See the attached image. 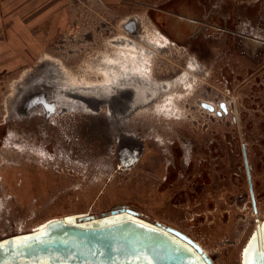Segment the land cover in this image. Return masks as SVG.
Instances as JSON below:
<instances>
[{"label":"rangeland","instance_id":"obj_1","mask_svg":"<svg viewBox=\"0 0 264 264\" xmlns=\"http://www.w3.org/2000/svg\"><path fill=\"white\" fill-rule=\"evenodd\" d=\"M160 1L72 0L71 25L41 52L1 57L0 238L124 206L179 229L214 264H242V250L264 220V0H194L192 16ZM126 37L148 52L125 60L127 74L163 82L187 71L191 86L163 92L125 116L120 100L113 113L105 106L96 112L69 96L97 92ZM116 86L107 98L131 89ZM37 93L52 102L53 124L30 110L44 106L33 104ZM104 114L134 135L125 145L133 147L139 134L156 151L176 145L184 159L175 161V180L151 183L156 179H138L136 166L120 170L103 147V140L114 144L112 132H103ZM190 160V180L199 184L185 182Z\"/></svg>","mask_w":264,"mask_h":264},{"label":"water","instance_id":"obj_2","mask_svg":"<svg viewBox=\"0 0 264 264\" xmlns=\"http://www.w3.org/2000/svg\"><path fill=\"white\" fill-rule=\"evenodd\" d=\"M132 23L128 21L125 27L129 28ZM109 92L110 89L105 93ZM121 95L124 96L120 99ZM133 99V90L117 89L107 99L86 97L85 104L96 112L100 106H105L113 113V104L120 100L125 102L126 107L120 116H125L133 108ZM47 100L46 95L40 93L33 104ZM126 138L133 139L130 135H126ZM134 141L133 147L127 145L126 149L138 150L141 143L136 139ZM93 218L85 217L78 219V222ZM38 231L35 235L10 239L1 245L0 264H15L20 259L52 255L72 256L80 263L93 264H108L130 257L148 258L153 264H212L199 246L183 234L169 228L143 224L125 214L91 221L88 225L74 223L73 217L54 219L43 224ZM241 262L264 264V220L257 224L243 248Z\"/></svg>","mask_w":264,"mask_h":264},{"label":"flooded vegetation","instance_id":"obj_3","mask_svg":"<svg viewBox=\"0 0 264 264\" xmlns=\"http://www.w3.org/2000/svg\"><path fill=\"white\" fill-rule=\"evenodd\" d=\"M48 101V100H47ZM45 103H42V105H44ZM203 106H206V102H202ZM47 105V104H45ZM40 106L35 104V106H32L30 108V110L32 111V109H36L39 110V113L37 115L41 116L45 121L49 118H51V121L49 122L50 124H53V120L55 118L53 115H55V109L51 108L52 106ZM220 108H222V104L220 105ZM94 115L93 113H89ZM105 116V122L104 125L102 127L103 132L106 133H111V136H114V144L111 145L109 142H107V140H103V142L105 143V145L103 147H105L107 149V152L109 151L111 154H115V159L117 160V166L120 170H128V169H132L133 167L136 166V170L138 172V179L143 180V181H150L147 180L146 178H144L145 176H149L150 179L155 181H150L151 183H155V182H160L163 184H166L168 182H173L176 178V174H178V171L180 172V169L178 168V166L175 165V161L177 160H181L184 159V154H181V152L176 148V145L171 144L170 147H168L169 149L166 150H162V151H156L154 150V147H150L149 145L147 146L146 143H144L145 138L142 137V135L139 134V136H137V140L140 141L141 145L139 146L138 150L134 149V148H130L126 149L125 145V140L124 138L126 137V135H130L132 137H134L133 134H129L127 133L126 128L124 127V124H122L120 121L119 123H115L113 122L109 116H107L106 114H104ZM118 121V120H117ZM111 139V137H110ZM124 143V145L122 144ZM152 149V150H150ZM130 151V152H128ZM242 151H243V160H244V166L246 168V173H247V180H248V186H249V190L250 193L252 192L251 195H253V191H252V182H251V177H250V167L248 166L247 163V157H246V153H245V148L242 147ZM128 152V153H127ZM137 153V154H136ZM136 154V158L133 159L135 157ZM195 156V155H194ZM193 157V156H191ZM170 158V159H169ZM195 160V158H194ZM130 161V163H129ZM200 165H197L199 168H201L202 170L206 169V166L204 164L201 163V161L199 162ZM178 168V171H177ZM196 170V167H193V160H190L187 163V167L185 168V170H183V176H185V182H195L197 184L201 183L202 180H190L191 177L194 176L193 171ZM199 172L198 175H202L203 172ZM158 179V180H157ZM143 189V187L141 188ZM144 189L148 190L149 192V187L148 185L144 187ZM143 189V190H144ZM144 195V194H143ZM138 196V195H137ZM139 197H142V195L139 193ZM254 201V200H253ZM255 202H253V206ZM164 205H162L163 207ZM122 214H125L128 216V218L130 219H134L137 220L139 222H142L143 224L149 225V226H158L160 228H169L172 230H175L181 234H183L186 238H188L189 240H191L192 242H194L195 244H197L194 240H192L189 236H187L186 234H184L182 231H180L179 229L173 228L171 226L166 225L165 223H162L158 220H153L150 219L149 217L145 216L144 214H142L141 212H139L136 209H132L130 207H124V206H119V207H115L110 209L108 212L106 213H102L101 215H73V216H65V217H73V222L74 223H80L82 225H88L91 221H101L104 218H109L112 216H120ZM65 217H61V218H57V219H63ZM85 217H94L93 220H88V221H80L78 222V219H82ZM42 226V225H41ZM41 226H37L36 228L28 231V232H21V233H16L13 235H9L3 238H0V246L3 245L4 243H6L8 240L10 239H14L16 240L17 238L20 237H27L29 235H35L37 234L39 231V228ZM198 245V244H197ZM200 248V247H199ZM201 249V248H200ZM203 251V250H202ZM205 254V253H204ZM209 260L211 261L212 264H214L213 260L211 259L210 256H208L207 254H205ZM15 264H93L90 262H84V263H80L76 260V258L72 257V256H68V257H60L57 255H52V256H48V257H43V258H35V259H20L17 261V263ZM108 264H153L151 262V260H149L148 258H139V257H130L127 259H122V260H116L114 262H110ZM207 264V263H204Z\"/></svg>","mask_w":264,"mask_h":264},{"label":"crops","instance_id":"obj_4","mask_svg":"<svg viewBox=\"0 0 264 264\" xmlns=\"http://www.w3.org/2000/svg\"><path fill=\"white\" fill-rule=\"evenodd\" d=\"M164 1L178 3L174 9L187 16L196 10L194 0ZM71 5L72 0H0V60L11 52H41L71 25Z\"/></svg>","mask_w":264,"mask_h":264},{"label":"bare ground","instance_id":"obj_5","mask_svg":"<svg viewBox=\"0 0 264 264\" xmlns=\"http://www.w3.org/2000/svg\"><path fill=\"white\" fill-rule=\"evenodd\" d=\"M127 37L121 41L122 45H119V49L117 50V53L115 52L116 53L115 56L111 60L109 59L110 61H109L106 69L104 70V72L102 74L103 78H102L101 87L96 90L97 92L94 91L95 94L90 92L92 94L86 95V93L85 94L77 93L76 91L72 93L70 91L69 96L74 95L76 99H80V101L84 102V103L81 102L82 104H85L87 96L94 97V98L95 97L104 98L103 96L106 97L108 95V93H105L107 90L110 89V91H111V89H114V87H118L116 85H120V86L121 85H123V86L127 85L134 92V99H133V103L131 104V106L136 107V105L147 104L150 100H153V98H157V96L160 95L161 93L171 91L170 89L177 88L179 86L184 87V86H187L188 84L189 85L191 84V82H189V81H184V78H186L189 74L187 71H183V73L181 75L176 76L172 80L167 79L168 81L163 80V82H161V80L158 81V80H154V79H152V80L148 79V77H146V76L145 77H143V76L139 77V76L127 74V71L125 68V60L128 57H130L132 59H134V58L139 59V58H142L144 55L147 56V53H148L145 50V47L141 46V43H142L141 41H135V40H133L134 38L129 39ZM136 40H137V38H136ZM162 47H164V45ZM122 65H123V69H121V67H120ZM105 94H107V95H105ZM172 95H173V93L168 94L167 97L163 100L162 104L159 105L158 107L160 109L167 107V103L171 102V96ZM45 103L49 106H52L51 101H48V102L45 101ZM47 105H45V106H47ZM208 105H210V104H208ZM86 107L89 108V106H86ZM201 250H203V249L201 248ZM205 251L206 250H203L204 253H205Z\"/></svg>","mask_w":264,"mask_h":264}]
</instances>
